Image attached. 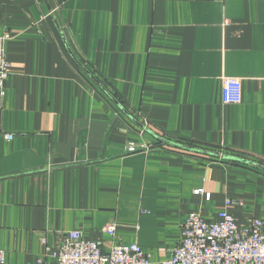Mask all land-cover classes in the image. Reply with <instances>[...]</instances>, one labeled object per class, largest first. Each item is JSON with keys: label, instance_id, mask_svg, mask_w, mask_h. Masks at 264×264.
I'll list each match as a JSON object with an SVG mask.
<instances>
[{"label": "crops", "instance_id": "1", "mask_svg": "<svg viewBox=\"0 0 264 264\" xmlns=\"http://www.w3.org/2000/svg\"><path fill=\"white\" fill-rule=\"evenodd\" d=\"M0 36L4 264L71 231L160 264L190 214L264 219V0H0Z\"/></svg>", "mask_w": 264, "mask_h": 264}, {"label": "built area", "instance_id": "2", "mask_svg": "<svg viewBox=\"0 0 264 264\" xmlns=\"http://www.w3.org/2000/svg\"><path fill=\"white\" fill-rule=\"evenodd\" d=\"M5 39L0 36L1 97L5 96L4 86L9 67V62L5 60ZM241 100V80L223 78L222 103L239 104ZM5 138L9 141L12 135ZM137 149L134 143L129 142L126 152H135ZM193 193L200 195L202 190ZM237 204L235 200H225L217 221H205L197 214H190L181 226V236L172 255L160 264H264V219L252 218L246 226H238L236 219L229 213L230 208ZM115 228V224L110 223L101 230L114 237ZM43 248L37 264H152L135 243L115 245L105 252L99 244L83 239L81 232L77 231L69 232L55 253H51L47 246ZM4 262L5 254L0 250V264Z\"/></svg>", "mask_w": 264, "mask_h": 264}]
</instances>
